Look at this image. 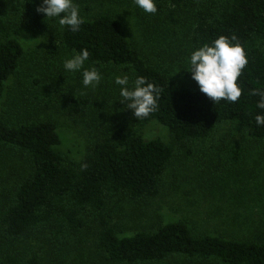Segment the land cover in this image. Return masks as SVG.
<instances>
[{
  "label": "trees",
  "instance_id": "obj_1",
  "mask_svg": "<svg viewBox=\"0 0 264 264\" xmlns=\"http://www.w3.org/2000/svg\"><path fill=\"white\" fill-rule=\"evenodd\" d=\"M83 1L89 9L91 3ZM189 1L197 2L188 31L193 49L220 35H235L246 51L248 63L237 80L242 94L235 103H215L197 82L181 83L168 67L151 65L126 35L123 21L111 12L81 14L84 22L78 32H72L44 19L32 0H0V102L24 59L25 47L17 37L22 29L48 33L55 52L71 55L86 48V64L114 75L127 74L130 81L144 76L160 89L156 110L138 119L117 100L120 86L112 88L105 100L112 117L105 123L110 127L96 135L80 161L69 160L59 151L62 137L54 120L34 115L13 119L0 111V147L30 162V173L0 197L1 243L33 235L68 243L97 222V249L114 264H149L179 256L192 262L264 264V240L201 235L184 220L131 233H119L111 224L108 205L113 197L157 196L164 172L179 153L190 157L219 147L237 162L243 147L264 148V126L255 123V115L262 111L256 107L260 97L251 95L254 88L264 89V0H155L159 11L177 10ZM52 94L50 86H40L38 95L48 105ZM90 102V98L68 96V112L85 113ZM151 120L168 127L170 143L146 140L128 128ZM0 264H39V255L23 257L10 251Z\"/></svg>",
  "mask_w": 264,
  "mask_h": 264
},
{
  "label": "rangeland",
  "instance_id": "obj_2",
  "mask_svg": "<svg viewBox=\"0 0 264 264\" xmlns=\"http://www.w3.org/2000/svg\"><path fill=\"white\" fill-rule=\"evenodd\" d=\"M80 14L94 16L111 12L124 24V31L147 61L166 66L179 82L195 84L187 66L193 47L188 31L196 1H189L177 10L146 13L134 0H75ZM17 37L25 47L24 59L16 75L7 83L0 111L13 119L34 115L54 120L62 137L59 151L69 160L80 161L96 135L110 126L112 117L105 108L110 90L116 87L114 73L98 69L100 84L85 88L80 72H67L63 60L68 52H55L48 33L22 29ZM84 67H92L85 63ZM40 81V83H39ZM53 89L51 103L39 96L40 86ZM68 96L90 98L88 110L82 114L68 112ZM146 140L172 141L170 130L157 120L129 125ZM240 160L232 162L221 148L208 149L206 154L186 156L179 153L163 174L161 191L155 197L133 200L115 195L109 202L111 224L119 233H131L174 220L188 222L198 234H219L230 238L264 240V148L243 147ZM234 161V160H233ZM30 173V162L11 149L0 147V197L5 189ZM108 213V210L105 211ZM98 223L68 243L45 236L21 238L15 243L0 242V258L6 252L23 257L39 255V264H114L97 249ZM149 264H219L211 261H190L172 257Z\"/></svg>",
  "mask_w": 264,
  "mask_h": 264
},
{
  "label": "clouds",
  "instance_id": "obj_3",
  "mask_svg": "<svg viewBox=\"0 0 264 264\" xmlns=\"http://www.w3.org/2000/svg\"><path fill=\"white\" fill-rule=\"evenodd\" d=\"M36 12L43 14L61 28L67 27L72 32H78L84 18L75 0H32ZM135 5L146 13H156L155 0H134ZM89 58L88 50H73L72 54L63 60V69L67 72H80L85 88L97 87L101 80V72L94 66L84 67ZM248 63L246 51L233 35H220L211 43H205L192 50L187 57V66L182 67L191 74L199 86V90L215 103L221 100L235 103L242 94V88L237 80ZM114 83L119 87L117 99L125 108L130 109L138 119L146 118L156 110L160 89L144 76H136L130 81L127 74L115 75ZM251 95L259 96L256 107L261 112L255 115L258 127L264 126V89L254 88ZM116 101V100H115ZM86 167V165H81Z\"/></svg>",
  "mask_w": 264,
  "mask_h": 264
}]
</instances>
